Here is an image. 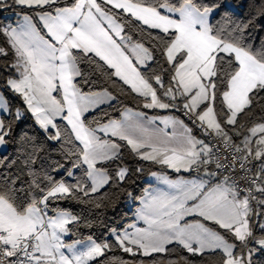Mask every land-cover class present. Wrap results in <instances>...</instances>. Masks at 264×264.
Returning a JSON list of instances; mask_svg holds the SVG:
<instances>
[{"label": "snow or ice", "instance_id": "1", "mask_svg": "<svg viewBox=\"0 0 264 264\" xmlns=\"http://www.w3.org/2000/svg\"><path fill=\"white\" fill-rule=\"evenodd\" d=\"M12 6L32 14L0 26V57L11 55L0 73L25 107L13 112L0 93V146L26 113L44 140L22 133L19 171L0 170V264H264V42L248 36L264 0L248 19L220 0H0ZM117 89L191 126L131 108L113 118ZM48 142L61 160L37 169ZM125 151L162 170L128 194L144 226L71 239L81 218L60 203L100 193V207L102 189L123 190ZM117 249L129 259L108 256Z\"/></svg>", "mask_w": 264, "mask_h": 264}, {"label": "trees", "instance_id": "2", "mask_svg": "<svg viewBox=\"0 0 264 264\" xmlns=\"http://www.w3.org/2000/svg\"><path fill=\"white\" fill-rule=\"evenodd\" d=\"M10 2V0H9ZM70 2V0H68ZM204 2H209V0H204ZM223 4L231 5L235 10V17L240 19H248L249 17L256 14L257 8L252 7V0H220ZM258 2V0H257ZM11 9H17L20 11H25L27 8H22L19 6H12L6 10H0V26H3L5 22L4 13ZM223 7L219 10L222 12ZM218 18V16H217ZM248 36L250 42L254 43L255 46H259L264 42V18L257 19L252 26L248 29ZM5 38L0 35V46H4ZM11 55L7 58L0 57V65L10 63ZM7 78V73H0V88L3 91L5 99L8 102L9 107L14 112L16 108L23 109L25 106L18 95L11 92L7 87H5V80ZM84 91H88V87H84ZM115 94L118 95V102H113L111 108H107V111L113 118H120V113L126 107L137 109L140 111H145L150 113L148 109H144L142 104L138 103L131 96L119 93V90H115ZM245 121L248 120L247 117L244 118ZM63 123L61 121H58ZM249 126L251 123L249 122ZM22 133H27L29 136L37 137L38 142L44 140L42 131L36 125L34 119L29 113H26L25 118L18 123H14V130L10 137H8V143L4 150H0V159L7 157L8 161L16 160L17 163L11 168H3L0 170H6L11 173H17L21 167L18 148L20 147L18 140ZM58 144L55 142H48L45 151L41 153V158L37 162L36 168L39 169L41 164L47 167L53 161L61 160V155L57 148ZM63 162V161H61ZM123 163L129 165L132 168V174L123 186V190L107 188L102 189L101 192H108L107 197L100 201L101 206L96 207L95 198L100 196V193L94 194L93 203H80L77 201H63L60 203V207L66 208L67 210L78 215L81 220L78 225H71L73 228V235L71 239H84L88 236H92L97 241L109 240L111 237L109 235V229L113 227H124L133 221V212L135 207L138 205V199H132L128 194L131 193L132 197H139L142 195L145 187L148 185L147 175L150 172L161 170L158 165H151L147 162H137L127 151H125ZM138 163L143 164L142 172H135V168ZM67 166V165H66ZM75 175H81L80 171H75ZM57 179L60 176L56 177ZM65 179L70 182H74L72 178L66 177ZM87 199V198H86ZM70 242V241H69ZM108 256L123 257L124 260H128V254L123 253L119 249L114 252L108 253ZM255 259L264 260V256L257 255ZM196 264H200L199 258L196 259ZM207 264H212L211 261Z\"/></svg>", "mask_w": 264, "mask_h": 264}, {"label": "crops", "instance_id": "3", "mask_svg": "<svg viewBox=\"0 0 264 264\" xmlns=\"http://www.w3.org/2000/svg\"><path fill=\"white\" fill-rule=\"evenodd\" d=\"M24 14H32L31 11L29 9L25 10V11H20V10H17V9H11V10H8L4 13V17H5V22L3 24V26H7V25H12V26H15L20 19H22L23 15ZM18 95V94H16ZM19 96V95H18ZM20 97V96H19ZM20 99L22 100V98L20 97ZM23 102V100H22ZM24 104V102H23ZM25 106V105H24ZM126 108H129V107H126ZM125 109V108H124ZM124 109L122 111H124ZM133 109V108H131ZM134 111H140V110H137V109H133ZM150 111V113H148V115H160V116H165V115H175V116H179L177 112L175 111H170V110H163V109H148ZM30 114V113H29ZM31 115V114H30ZM32 117V116H31ZM33 118V117H32ZM34 119V118H33ZM159 123V122H157ZM187 123V122H185ZM159 126H163V125H159ZM190 126V125H189ZM196 134L199 136V134L196 132ZM162 170H157V171H153V172H160ZM163 171L167 172L172 178H176V176L178 174L172 172L171 170L169 169H164ZM152 172H150L148 175H147V180H148V185L145 187L148 188L150 186H156L157 185V181H156V178L153 177L151 175ZM179 175H183L185 176V178H193L195 176V174H191V176L188 174V173H180ZM143 194V193H142ZM139 202H138V205L135 207L134 209V212H133V221L131 223H137V226L138 227H143V222L142 221H136V218H135V212H136V209L139 207Z\"/></svg>", "mask_w": 264, "mask_h": 264}, {"label": "built area", "instance_id": "4", "mask_svg": "<svg viewBox=\"0 0 264 264\" xmlns=\"http://www.w3.org/2000/svg\"><path fill=\"white\" fill-rule=\"evenodd\" d=\"M178 113V115H179V117L181 118V119H184L185 120V122H187L190 126H191V122L188 120V118L187 117H185L182 113H180V112H177ZM198 134H199V132H198V130L196 131ZM192 174H195V173H192ZM196 175V174H195Z\"/></svg>", "mask_w": 264, "mask_h": 264}, {"label": "rangeland", "instance_id": "5", "mask_svg": "<svg viewBox=\"0 0 264 264\" xmlns=\"http://www.w3.org/2000/svg\"><path fill=\"white\" fill-rule=\"evenodd\" d=\"M0 93H2L3 94V91H2V89L0 88ZM4 95V94H3ZM5 97V96H4ZM6 148V145H2V146H0V150L2 151V150H4Z\"/></svg>", "mask_w": 264, "mask_h": 264}]
</instances>
